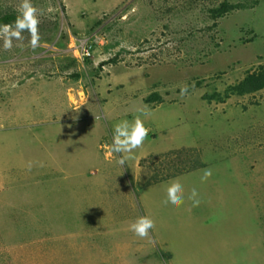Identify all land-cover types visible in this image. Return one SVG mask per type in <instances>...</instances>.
<instances>
[{
	"label": "rangeland",
	"instance_id": "obj_1",
	"mask_svg": "<svg viewBox=\"0 0 264 264\" xmlns=\"http://www.w3.org/2000/svg\"><path fill=\"white\" fill-rule=\"evenodd\" d=\"M6 13L0 264H264V0H0ZM64 91L79 127L57 122ZM136 118L148 134L121 167L115 128Z\"/></svg>",
	"mask_w": 264,
	"mask_h": 264
},
{
	"label": "clouds",
	"instance_id": "obj_2",
	"mask_svg": "<svg viewBox=\"0 0 264 264\" xmlns=\"http://www.w3.org/2000/svg\"><path fill=\"white\" fill-rule=\"evenodd\" d=\"M23 7L29 14H34L35 9L31 7L29 3H25ZM36 22L35 20L33 21ZM22 27V26H21ZM19 38V37H17ZM11 47L10 42L5 43V48ZM187 89H182L183 95ZM148 134V130L144 127L143 121L136 118L134 121L129 122L127 120L122 121L116 125L115 135L113 137V144L111 145V151L116 154L127 153L128 156L119 157L117 163L122 167L125 165L126 159H132V153L134 149L140 147ZM211 173L207 172L205 178L210 176ZM196 192L193 191V196ZM165 203L170 204L172 207H179L183 203L182 188L178 183H174L168 189V198ZM198 203V201L196 202ZM154 227V222L147 217H140L135 223L130 225V230L141 239L149 237V231Z\"/></svg>",
	"mask_w": 264,
	"mask_h": 264
},
{
	"label": "crops",
	"instance_id": "obj_3",
	"mask_svg": "<svg viewBox=\"0 0 264 264\" xmlns=\"http://www.w3.org/2000/svg\"><path fill=\"white\" fill-rule=\"evenodd\" d=\"M40 85L41 86H47L46 85V83L45 82H43V83H40ZM68 91V90H67ZM63 93V95H61V97L62 98H64V100L63 101H60V111L58 110L56 113H58V115H57V117H58V121L57 122H62V123H66V124H70L71 123V125H72V127L74 126V127H79V126H81V124L83 123V121L81 122V120H75L74 118H70V117H68V115H69V108L70 109H72V111H75L74 110V108H72L71 107V105H70V103L68 102V99H66V98H68V97H66V92L64 91V92H62ZM68 93V92H67ZM68 95V94H67ZM55 122V121H54ZM152 153H154V152H152ZM149 154V153H148ZM147 154V155H148ZM109 155V154H108ZM119 156L121 157V156H123L124 157V154L123 153H120L119 154ZM146 156V155H145ZM143 158V157H142ZM137 161H138V157H137V159L135 160V168H134V170L136 171V169L138 168V165H137ZM67 170H68V168H67ZM59 174L60 175H63L62 176V181L63 180H66V178H65V174H64V172H63V170L60 168V172H59ZM172 256H173V254H172ZM173 258V257H172ZM171 264H173V260H172V262H171Z\"/></svg>",
	"mask_w": 264,
	"mask_h": 264
},
{
	"label": "trees",
	"instance_id": "obj_4",
	"mask_svg": "<svg viewBox=\"0 0 264 264\" xmlns=\"http://www.w3.org/2000/svg\"><path fill=\"white\" fill-rule=\"evenodd\" d=\"M234 7L232 5H229L225 3L222 5V7L216 9L213 11L215 19L221 18L223 15H225L228 11L233 10ZM19 18L14 13H6L0 16V30L4 27L11 26L14 23H18ZM261 79H264L263 77H260Z\"/></svg>",
	"mask_w": 264,
	"mask_h": 264
},
{
	"label": "built area",
	"instance_id": "obj_5",
	"mask_svg": "<svg viewBox=\"0 0 264 264\" xmlns=\"http://www.w3.org/2000/svg\"><path fill=\"white\" fill-rule=\"evenodd\" d=\"M81 54H82L83 56H89V55H90V53H89L86 49H83V50L81 51Z\"/></svg>",
	"mask_w": 264,
	"mask_h": 264
}]
</instances>
